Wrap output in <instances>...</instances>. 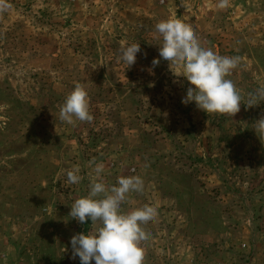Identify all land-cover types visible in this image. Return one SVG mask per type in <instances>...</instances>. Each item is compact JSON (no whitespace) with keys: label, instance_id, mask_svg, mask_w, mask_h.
Segmentation results:
<instances>
[{"label":"rangeland","instance_id":"obj_1","mask_svg":"<svg viewBox=\"0 0 264 264\" xmlns=\"http://www.w3.org/2000/svg\"><path fill=\"white\" fill-rule=\"evenodd\" d=\"M8 2L0 14V264H80L71 237L94 226L68 214L99 163L107 187L121 176L143 179L123 211L157 209L144 225L143 264H264V139L254 130L264 102L244 104L264 87V0H229L225 9L219 0ZM169 18L191 24L202 47L241 57L227 77L242 96L235 116L181 102L190 84L159 56L155 31ZM131 43L141 51L128 68L119 56ZM76 83L94 120L73 126L59 111ZM75 166L82 179L69 185Z\"/></svg>","mask_w":264,"mask_h":264},{"label":"clouds","instance_id":"obj_2","mask_svg":"<svg viewBox=\"0 0 264 264\" xmlns=\"http://www.w3.org/2000/svg\"><path fill=\"white\" fill-rule=\"evenodd\" d=\"M228 6L229 0H219L217 4L219 9ZM10 8L8 0H0V14ZM155 31L162 38L159 56L168 61L170 66H179L182 69L179 76L185 77L190 84L181 102H195L196 107L208 115L235 116L240 111L242 96L235 83L227 77L239 66L241 57L221 56L202 47L192 25L177 18L158 22ZM140 51V43L124 45L120 49L119 61L129 68L136 63ZM159 63V59L152 61L153 67ZM262 102L264 87L250 92L244 104L252 108ZM59 119L73 126L76 121L91 123L94 120L90 113L88 93L82 84L76 83L66 96L60 107ZM254 130L261 140L264 139V116L256 121ZM94 163L90 161V164ZM104 167L103 163L96 164L87 196L76 199L70 206L68 215L72 219L80 224L91 220L94 226L87 233L71 237V258L79 257L80 264H91L93 260L95 264H143V242L150 236L144 225L155 220L157 209L145 204L129 212L123 211L121 205L128 194L142 193L144 181L139 176H121L117 178L116 185L107 187L100 179ZM79 173V166L68 170L67 183L78 184L82 179Z\"/></svg>","mask_w":264,"mask_h":264}]
</instances>
